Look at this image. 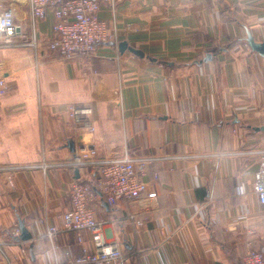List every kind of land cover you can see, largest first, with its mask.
Here are the masks:
<instances>
[{
  "label": "crops",
  "instance_id": "0c3cea01",
  "mask_svg": "<svg viewBox=\"0 0 264 264\" xmlns=\"http://www.w3.org/2000/svg\"><path fill=\"white\" fill-rule=\"evenodd\" d=\"M15 3L18 38L34 33L42 44L35 60L30 50H11L0 165L65 161L70 141L93 159H147L142 179L158 200L142 225L126 218L132 203H94L97 218L108 220L104 240L119 242L125 264H242L263 246L253 151L264 143V56L245 37L264 41V0L100 1L98 16L115 39L73 58L47 46L52 11L33 25L26 2ZM120 42L142 55L120 51ZM0 63L9 69L1 55ZM75 103L93 109L86 130L74 125ZM87 170L94 168L78 169L80 179ZM71 176L62 167L16 171L11 187L0 172V229L22 219L32 235L3 247L13 264H68L92 250L86 231L81 243L62 234L56 248L44 235L70 207Z\"/></svg>",
  "mask_w": 264,
  "mask_h": 264
},
{
  "label": "built area",
  "instance_id": "2783aa9c",
  "mask_svg": "<svg viewBox=\"0 0 264 264\" xmlns=\"http://www.w3.org/2000/svg\"><path fill=\"white\" fill-rule=\"evenodd\" d=\"M27 4L31 23L45 18L52 11V37L47 42L50 50L57 51L66 58L89 56L98 44L114 40L115 29L106 20L98 16L100 1L113 0H24ZM14 0H0V55L8 59L7 66L0 63V97L7 92V80L11 68V50H30L33 59L42 44L33 33L31 39L22 34V27L15 21ZM32 58L30 61L33 60ZM22 66V65H16ZM71 117L77 129L86 130L91 126L93 109L86 103L70 106ZM258 170L253 180V192L259 203L264 206V143L257 151ZM147 159L124 155L93 159L88 154V147L79 146L65 161L53 162L45 159L32 164L0 165V172L6 176L8 184L13 187V175L17 171L40 169L48 171L52 167H62L71 173L69 183L70 207L61 215L60 225H49L45 237L53 248L64 233H74L77 242H82V232L91 236L92 250L82 249L81 254L69 259L68 264H125L127 255L115 239L106 241L103 229L108 220L98 219L94 203L104 200L114 206L122 202L132 203L136 211L126 218L142 225V217L157 204V193L148 190L142 177L146 175ZM93 167L92 174L87 171V178H76L75 168ZM20 230L17 224L0 229V264H13L3 251V247L17 238ZM242 264H264L263 246L258 250L249 249L242 258Z\"/></svg>",
  "mask_w": 264,
  "mask_h": 264
},
{
  "label": "water",
  "instance_id": "95a60500",
  "mask_svg": "<svg viewBox=\"0 0 264 264\" xmlns=\"http://www.w3.org/2000/svg\"><path fill=\"white\" fill-rule=\"evenodd\" d=\"M245 40L246 42L248 43L249 47L259 53L261 56H264V41H256L253 36L251 35V33L249 31H247L246 33V37H245ZM118 48L120 51H123L125 50L126 48H128L130 51H132L133 53L137 54V55H142V52L140 50H137V49H133L131 47H128L127 46V43L126 42H120L119 45H118ZM259 130H261L263 133H264V125L263 126H260L258 128ZM70 146H71V149H72V152H74L75 150V147L73 145V142L70 141L69 142ZM82 146V145H80ZM74 173H75V177L78 178L79 177V174H78V168H75L74 170ZM18 228L20 230V234L19 236L17 237V239L19 240H23V241H27L29 239H31L32 235L31 233L27 230L25 224H24V221L22 219H19L18 220ZM32 245H30L31 247Z\"/></svg>",
  "mask_w": 264,
  "mask_h": 264
},
{
  "label": "trees",
  "instance_id": "16d2710c",
  "mask_svg": "<svg viewBox=\"0 0 264 264\" xmlns=\"http://www.w3.org/2000/svg\"><path fill=\"white\" fill-rule=\"evenodd\" d=\"M89 169V168H88ZM88 171V170H87ZM89 172V171H88ZM80 178V177H79Z\"/></svg>",
  "mask_w": 264,
  "mask_h": 264
}]
</instances>
